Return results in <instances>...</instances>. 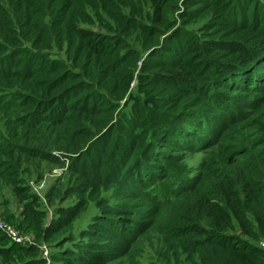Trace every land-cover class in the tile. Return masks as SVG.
Instances as JSON below:
<instances>
[{
	"label": "trees",
	"instance_id": "1",
	"mask_svg": "<svg viewBox=\"0 0 264 264\" xmlns=\"http://www.w3.org/2000/svg\"><path fill=\"white\" fill-rule=\"evenodd\" d=\"M0 110L23 143L0 175L61 163L49 144L79 199L109 197L78 236L81 206L52 222L51 264H113L157 230L175 264H264L224 234L264 236V0H0Z\"/></svg>",
	"mask_w": 264,
	"mask_h": 264
},
{
	"label": "rangeland",
	"instance_id": "2",
	"mask_svg": "<svg viewBox=\"0 0 264 264\" xmlns=\"http://www.w3.org/2000/svg\"><path fill=\"white\" fill-rule=\"evenodd\" d=\"M132 91L136 93L135 99H144L141 98L144 96L142 92L140 94L137 90V83H133ZM122 104L126 105L127 103L122 102ZM132 106L133 103H128L129 108ZM6 118L4 112L0 110L1 152H10L14 144L23 146L22 142H17L14 139V134L17 131L8 127ZM45 146L47 152H53L56 157L62 158L61 163L57 164L39 158L27 159L23 157L17 173L16 171H6V169L5 174V171L1 170L3 175H0V226L7 225L12 228L17 236L24 239V241L23 243L14 242L0 229V239L3 240L0 243V264H16L14 258L18 263L29 262V259L35 258L36 264H51V254L56 252L57 245L63 239V237H59L53 232H46L51 227L52 222L59 217L66 218L67 214L73 213L81 206V217L75 221L73 229L68 233L69 235L78 236L97 212L102 202L109 201L108 195L102 191L97 197H93L89 193V195H86L85 201L79 199L75 193L76 180L74 181L71 178V172L68 170L71 164L69 159L71 158L65 157L67 155L63 153L50 150L51 146L49 144ZM14 152L17 156H20L16 149H14ZM187 161L191 168L196 169L202 164V156H191ZM255 164L264 173L263 161L255 162ZM30 186L37 195L30 194ZM27 193H29V199H26ZM173 216L174 214L171 211L165 214L164 221L167 226L172 223L169 219ZM202 227L208 229L205 221H203ZM255 232L257 233L259 230L256 228ZM224 234L234 237L240 242L245 241L255 244L257 248L264 251V236L258 242L252 241L248 232L234 218L231 219V226ZM13 244L24 247L35 246L38 250L35 254L30 255L22 253V259H18V255L11 252V250L19 249L13 247ZM167 250L166 240L159 230L152 231L139 241L130 256L113 264H175L174 260L170 262L168 259Z\"/></svg>",
	"mask_w": 264,
	"mask_h": 264
},
{
	"label": "built area",
	"instance_id": "3",
	"mask_svg": "<svg viewBox=\"0 0 264 264\" xmlns=\"http://www.w3.org/2000/svg\"><path fill=\"white\" fill-rule=\"evenodd\" d=\"M0 229L5 232L14 242L23 243L24 239L17 236L14 230L7 225L0 226Z\"/></svg>",
	"mask_w": 264,
	"mask_h": 264
}]
</instances>
